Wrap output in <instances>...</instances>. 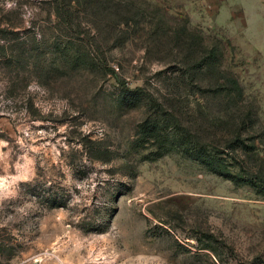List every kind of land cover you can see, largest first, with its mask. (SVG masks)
Wrapping results in <instances>:
<instances>
[{
	"label": "rangeland",
	"instance_id": "rangeland-1",
	"mask_svg": "<svg viewBox=\"0 0 264 264\" xmlns=\"http://www.w3.org/2000/svg\"><path fill=\"white\" fill-rule=\"evenodd\" d=\"M53 1L0 0V44L15 54L0 58V264H264V98L237 47L234 0L94 4L79 16L97 56ZM244 32L264 44L262 26ZM136 87L217 146L238 180L178 149L152 159L138 123L173 119Z\"/></svg>",
	"mask_w": 264,
	"mask_h": 264
},
{
	"label": "trees",
	"instance_id": "trees-1",
	"mask_svg": "<svg viewBox=\"0 0 264 264\" xmlns=\"http://www.w3.org/2000/svg\"><path fill=\"white\" fill-rule=\"evenodd\" d=\"M111 1L116 0H54L52 2L51 10L52 14L57 19V23L64 27L65 33L70 34L66 31H72L78 38L80 46L89 53L84 54L90 55L91 53L92 55L97 56L96 54L98 53L96 52V48L99 47L100 42L94 31H92V29L80 19L79 14L81 11L94 4H109ZM116 3L119 4L118 1ZM1 24L2 22L0 21V25ZM5 30H8V28H0V31L2 32ZM14 55L12 48H10V52H7L6 45L4 43L0 44V58L3 59L5 63H11L15 57ZM19 56H21V54ZM213 56L214 49L209 52L208 59L210 60ZM100 61L101 62H98L104 70L109 71L111 76L116 75L114 67L107 64L105 57H103L102 60L100 59ZM208 64L210 65L211 63L208 62ZM217 70L223 80L224 84L222 83V85L226 87V92L229 95L235 93L240 97L242 95V89L237 78L229 71H224L219 67ZM118 80L120 85L124 86V81L120 79ZM124 88L128 89L127 87ZM133 91L139 97L146 96L148 100V108L156 106L160 110H163L162 104L159 103L157 99L150 98L147 93H144L143 95L141 87H136ZM163 111L166 115L164 119L165 121L170 120V118L173 119V122L169 123L168 128H165L157 117L148 116L138 123L137 131L135 133V142L138 141L140 145L150 149V156L152 159L158 158L173 149H178L185 152L192 159L198 161L210 172L226 178L238 180V175L226 170L223 166L221 156H219L221 150L218 149L217 146L203 142L195 129L192 130L188 128L182 124L179 119L177 123H175V117L172 116L169 109L166 110L165 108ZM247 115H249V113H247ZM239 133L240 130L238 129L236 130L234 137L232 133L230 134L232 136L230 139L231 147L240 142Z\"/></svg>",
	"mask_w": 264,
	"mask_h": 264
},
{
	"label": "crops",
	"instance_id": "crops-1",
	"mask_svg": "<svg viewBox=\"0 0 264 264\" xmlns=\"http://www.w3.org/2000/svg\"><path fill=\"white\" fill-rule=\"evenodd\" d=\"M232 7V29L238 31L234 34L237 47L238 49L242 48L246 60L252 63L253 78L264 98V44L257 47L255 37L253 42L251 38L245 36L246 32H244L250 28L253 30L260 29L261 26L264 28V0H234ZM248 14H252V16L249 17Z\"/></svg>",
	"mask_w": 264,
	"mask_h": 264
}]
</instances>
